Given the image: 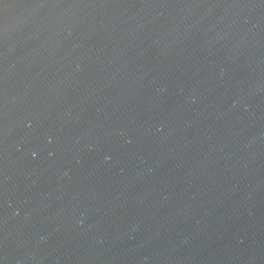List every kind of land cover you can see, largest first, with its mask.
Segmentation results:
<instances>
[{"label":"water","instance_id":"water-1","mask_svg":"<svg viewBox=\"0 0 264 264\" xmlns=\"http://www.w3.org/2000/svg\"><path fill=\"white\" fill-rule=\"evenodd\" d=\"M0 264H264V0H0Z\"/></svg>","mask_w":264,"mask_h":264}]
</instances>
